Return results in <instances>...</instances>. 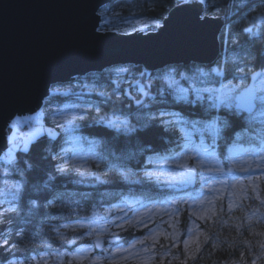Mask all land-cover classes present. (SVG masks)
Here are the masks:
<instances>
[{"label":"trees","instance_id":"16d2710c","mask_svg":"<svg viewBox=\"0 0 264 264\" xmlns=\"http://www.w3.org/2000/svg\"><path fill=\"white\" fill-rule=\"evenodd\" d=\"M181 5L179 0L171 4L168 0H115L100 10L99 15L103 16L100 27L107 21L108 26L119 28L120 33L126 30L131 34L127 24L134 21L151 23L157 20L162 26L168 14ZM258 13L264 16V0H204L203 16L225 21L219 36L218 60L236 58L241 67L247 61L249 69L258 67L264 60V24L258 35L249 33L250 24ZM153 31L156 32L151 27L145 34ZM193 66L198 65L178 67V72L193 73L188 71ZM227 66L231 67V63ZM118 68L77 78L70 84L56 85L60 91L52 97L50 107L53 108L62 109L73 104L85 107L87 114L83 120H76L74 134L96 145L99 164L90 173L80 176L69 168L63 172L56 170L63 163L62 151L69 134L59 130L43 110L39 113L41 124L54 132L55 138L43 134L27 151H17L11 162H8L7 153L0 159V180L18 188L14 201L7 207H0V242L4 243L0 247V264H41L46 260L53 264L51 257L62 254L66 257L63 264H67L69 252L85 244L91 245L90 239H86L88 231H77L73 225L94 214L106 216V220L101 219L104 222L112 220L109 211L113 214L112 211L129 201L137 203L133 206L137 208L151 201L157 204L169 200L177 192L170 191L146 173L153 161L171 158L181 148L184 142L180 129L191 131L194 127H202L215 116L227 118L229 127L218 123L220 131L215 137L203 135L221 161H225L234 144L247 148L264 142V121L252 122L235 109L209 108L205 111L208 107L197 102L176 101L162 78L166 69L148 73L144 68L128 66L127 73L118 75ZM229 81L236 80L229 76L223 83ZM246 82L248 84L249 79ZM160 110L175 113L177 118L188 123L174 124V127L158 124V130L145 134L146 117ZM118 116L127 119L133 131L107 125V120ZM101 118L105 122L101 123ZM7 132L9 136L12 127ZM194 138L197 142L196 135ZM196 192L197 186L187 189L191 195ZM261 195L264 197V188ZM184 207L181 202L175 205L174 231L182 239L187 237L195 221ZM220 209L226 210L217 202L214 207L217 217L196 222L201 244L191 257L180 253L177 264H264V249L254 233L256 226H233L230 224L233 218ZM119 223L107 224V238H116L122 247L127 248L145 237V230ZM64 227L74 228L71 237L77 242L73 240L72 248L59 238V231ZM104 242L108 244L106 239ZM42 259L44 261L40 262Z\"/></svg>","mask_w":264,"mask_h":264},{"label":"rangeland","instance_id":"374dc122","mask_svg":"<svg viewBox=\"0 0 264 264\" xmlns=\"http://www.w3.org/2000/svg\"><path fill=\"white\" fill-rule=\"evenodd\" d=\"M195 1L199 3V0ZM263 24L264 16L259 13L256 14L250 24L249 33L253 36L258 35L262 30ZM127 26L132 31L131 34H145L151 27L156 32L159 29L152 23L143 21H134L128 23ZM179 73L181 74H173L175 83L163 78L165 72L162 75L167 86L173 92L174 99L179 95V89H184L187 93V99L181 101L196 102V89L220 87L218 82L211 84L201 83L195 78L194 72ZM231 84L239 85L247 84V82L237 79ZM202 95L207 97L208 94L202 93ZM197 103L208 107L211 101L205 99ZM84 108L77 104L64 106L62 109H67L64 112L67 122H60L63 124V128L56 125L59 130L69 134L66 146L62 151L63 163L61 166L64 169L74 170L80 176L90 173L93 167L99 164L95 143L92 140L74 134V126L76 125V120L79 119L76 113ZM218 109L225 110L226 108L220 106ZM237 112L240 113L239 111ZM39 113L22 118L16 117L13 121L19 118V122L13 124L12 121L10 123L12 132L8 138L14 137V139L10 142L7 138L8 148L5 153H8L13 144L19 145L12 152L11 158L14 157L17 151H27L30 144L39 136L43 134L49 135L52 132L43 127ZM247 117L250 121L260 124L264 121V108L257 105L255 111ZM117 118L125 120L119 116L112 117L110 120H116ZM163 118L166 120V125H170L167 123L168 121H173L174 124H184V121L176 116L165 115ZM210 123L207 122L202 127H194L191 131L186 128L180 129L184 142L181 148L171 158L155 160L151 163L149 173L153 174L152 177L157 182L167 186L166 188L170 191L177 192V194L173 193L169 200L162 203L156 204L151 201L137 208H133L137 203L129 201L125 206L118 207L115 211H112L114 212L113 214L109 211V216L113 218L112 220L108 219L104 222L101 220L103 216L94 214L88 220L73 225L77 231L83 229L88 231L86 232V239H90L91 245L85 244L69 252L67 264H177L180 253L191 257L198 250L202 238L197 231L196 222L217 217L215 216L216 211H214L217 202L226 209H220V211H224L225 214H229V217L233 218L230 221L231 225L237 227L256 226L254 233L260 239V247L264 249L262 247L264 245V197L261 195L264 188V142L258 146H249L247 148L234 144L235 146L229 149L225 161H221L217 153L203 139L204 134L208 135V138L215 137L218 134L213 129L205 127ZM217 127L219 128V124H217ZM194 135L198 138L197 142L194 141ZM25 143L27 148H25ZM186 144L188 147H185ZM201 144L208 149L207 153H204L202 149L193 148V145L199 146ZM180 165L184 166L181 167ZM190 173L193 174L194 188L197 186L195 195L187 193V189H191L190 182L187 180ZM17 190L16 186L0 180V207L9 206L14 201ZM179 202H181L182 206H185L184 208H187V212L195 220L191 224L187 237L183 239L174 231V226H176L174 224L176 223L175 205ZM103 218L106 220V216ZM115 222H120V226L130 225L145 230V237L124 248L118 244L116 238H107V224ZM166 223H168L167 226H165ZM73 230L69 227H64L61 232L59 231V238L64 236L66 241H70L61 240L69 248H72L73 240L77 242L75 238L71 237L74 233ZM197 237H199L198 240ZM105 239L108 244H105ZM98 241H101L99 252L94 247ZM185 241L188 244L187 250L184 248ZM3 246L4 243L0 242V247ZM65 258L64 254H62L59 257H51V260L53 264H63ZM43 261L42 259L40 262Z\"/></svg>","mask_w":264,"mask_h":264},{"label":"water","instance_id":"95a60500","mask_svg":"<svg viewBox=\"0 0 264 264\" xmlns=\"http://www.w3.org/2000/svg\"><path fill=\"white\" fill-rule=\"evenodd\" d=\"M114 1L0 0V159L8 148L10 123L39 113L53 86L114 67H141L155 73L167 66L209 67L218 60L225 21L209 17L207 24L198 23L203 10L196 1L173 9L162 23L165 27L155 33H108L109 47L130 52L148 49L154 53L150 57L122 58L102 52L93 37L100 28V10ZM252 83L249 78L248 84ZM192 177L188 174L190 188L195 186ZM95 247L99 252V241Z\"/></svg>","mask_w":264,"mask_h":264},{"label":"snow or ice","instance_id":"6c2138e0","mask_svg":"<svg viewBox=\"0 0 264 264\" xmlns=\"http://www.w3.org/2000/svg\"><path fill=\"white\" fill-rule=\"evenodd\" d=\"M169 4L175 2V0H168ZM195 3V0H179V4L182 5H191ZM203 4L204 0H199V3L196 5L197 7H200L203 10ZM179 10V7H178ZM101 19L103 20V16H101ZM171 21H167V23H170ZM197 22L200 24H207L209 22V17L203 16L197 17ZM151 23L155 25L157 28H162L165 26H161L157 20H152ZM96 35L93 37V40L95 42L96 48L101 50L102 52L108 53L110 56H118L122 58H127L129 56L139 55L144 57H150L154 53L151 50L145 49L143 51L138 52H130L124 49H115L112 47H109L107 44L108 40V33L109 32H116L117 34H127V31L125 30L124 33H120L119 28H113L108 26L107 21H105V25L95 29ZM248 31V30H245ZM231 63V67H228L227 64ZM247 61H245L244 67H241L239 61L236 58H232L231 61H227L226 58L217 60L215 62V66H210L205 71L203 68L199 66H193V68L188 69V71H193L195 78L198 79L201 83H220L219 88H213V87H204L200 89L195 90V96H196V102H202L205 99L211 101V103L208 105V108H205V111H208L209 108H216L218 109L220 106L225 107L226 109H235L237 111H246L248 113L253 112L257 105H260L262 108H264V60H261L258 63V67L254 66L253 68L249 69L247 67ZM129 69L127 67H119L116 69L117 74L120 73H127ZM181 74L178 72V66H167L164 74V79L169 80L171 83H175L173 79V74ZM231 76L232 80H240V81H247L249 78L253 81L252 84H239V85H232L231 81L229 83L225 84L223 83V80H227L228 77ZM188 78V77H185ZM51 91V96L46 98L43 106V111L46 112L52 119L53 123L56 124L58 127L63 128V124H61V121L67 122V118L64 115V112L67 109H61V108H53L50 107L52 104V97H54L56 94L59 93V88L53 86ZM202 93H207V97L203 96ZM103 95V94H101ZM177 101L186 100L187 99V93L184 89H179V95L175 98ZM138 103H140L138 101ZM143 107V105H142ZM87 114L86 109H81L76 115L79 117V119L83 120L85 115ZM165 115L173 116L175 117V113H166L163 110H160L156 115H150L146 117L147 123L143 126L145 134H148L150 132L158 130V124L163 125L165 121H163L161 118ZM137 119H140V117H137ZM19 118L16 119V121H13L14 123H18ZM101 123L105 122L103 118L100 120ZM107 125L109 127L115 128L117 130L123 129L125 131L131 132L133 129L129 127V121L127 119L120 120L117 118L116 120H107ZM168 124L172 125L174 127L173 121H168ZM184 123H188L187 121H184ZM221 124L223 127L227 128L229 127V120L227 118H221L219 116L212 117L211 123L207 124L205 127L213 129L216 133H219L220 129L217 127V124ZM9 127H12L10 124ZM67 130V129H65ZM50 136L55 138V133L50 132ZM9 141L11 142L14 137H9ZM18 144H13V147L8 150L7 156H8V162H11V155L12 152L16 147H18ZM185 147H188L186 144ZM25 148H27V144L25 143ZM193 148H196L197 150L202 149L204 153L208 152V149L203 146V144L196 146L193 145ZM183 167L184 165H180ZM59 172L65 171L63 166H59L56 169ZM147 176H152V173H146ZM60 239L65 242L66 241L64 236H61ZM199 237H197V240ZM188 244L187 241L184 243V248L187 250ZM264 247V245H262Z\"/></svg>","mask_w":264,"mask_h":264},{"label":"built area","instance_id":"2783aa9c","mask_svg":"<svg viewBox=\"0 0 264 264\" xmlns=\"http://www.w3.org/2000/svg\"><path fill=\"white\" fill-rule=\"evenodd\" d=\"M49 263V260H46L45 262H44V264H48Z\"/></svg>","mask_w":264,"mask_h":264}]
</instances>
